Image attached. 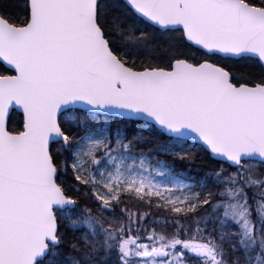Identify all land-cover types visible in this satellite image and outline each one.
<instances>
[{
	"label": "snow or ice",
	"instance_id": "6c2138e0",
	"mask_svg": "<svg viewBox=\"0 0 264 264\" xmlns=\"http://www.w3.org/2000/svg\"><path fill=\"white\" fill-rule=\"evenodd\" d=\"M0 264H264V0H0Z\"/></svg>",
	"mask_w": 264,
	"mask_h": 264
},
{
	"label": "trees",
	"instance_id": "16d2710c",
	"mask_svg": "<svg viewBox=\"0 0 264 264\" xmlns=\"http://www.w3.org/2000/svg\"><path fill=\"white\" fill-rule=\"evenodd\" d=\"M7 2H8L10 5H12V4H16V3H18V0H7ZM76 114L79 115V113H76ZM177 171H178V172H181L183 175H189V174L194 175L195 172H196V169L193 168V169H191V170H189V171L186 172L184 168H177Z\"/></svg>",
	"mask_w": 264,
	"mask_h": 264
}]
</instances>
